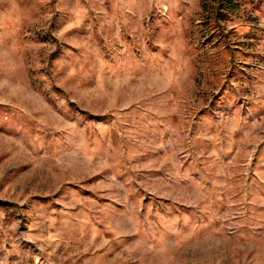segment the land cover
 I'll use <instances>...</instances> for the list:
<instances>
[{
    "label": "rangeland",
    "instance_id": "374dc122",
    "mask_svg": "<svg viewBox=\"0 0 264 264\" xmlns=\"http://www.w3.org/2000/svg\"><path fill=\"white\" fill-rule=\"evenodd\" d=\"M0 264H264V0H0Z\"/></svg>",
    "mask_w": 264,
    "mask_h": 264
}]
</instances>
